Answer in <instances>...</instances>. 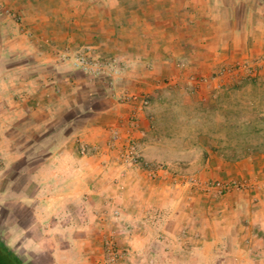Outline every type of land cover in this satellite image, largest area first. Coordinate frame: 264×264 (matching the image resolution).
I'll list each match as a JSON object with an SVG mask.
<instances>
[{
	"label": "rangeland",
	"instance_id": "374dc122",
	"mask_svg": "<svg viewBox=\"0 0 264 264\" xmlns=\"http://www.w3.org/2000/svg\"><path fill=\"white\" fill-rule=\"evenodd\" d=\"M51 1L46 9L57 6ZM83 3L87 4V0ZM3 10H0L1 242L6 245L10 237H22L11 230L16 224L25 226L31 216L27 195L37 204L43 197L38 185L40 178L33 174L53 143L69 138L79 141L85 127L97 121L110 124L99 117L109 105L127 104L134 108L126 107L119 122L107 126L105 148L115 154L114 173L139 168L150 186L159 184L168 189L171 197L186 188L195 209L201 213L197 224L202 225V233H196L192 226L168 230L165 219L149 223L136 242L134 239L124 242L123 212L119 207L113 208L106 217L112 223L108 238L98 244L103 255L98 264H249L232 255L239 256L245 246L235 242L232 229L223 236V223L218 220L228 199L240 192L254 193L251 191L264 185V56L253 64L222 67L207 78L197 77L193 83L174 84L173 79L155 82L154 86L161 89L149 87L151 93L135 95L136 85L130 79L133 74L145 73L147 68L123 66L119 50L91 40L88 28L93 19L85 9L78 15L65 13L63 18L43 23L51 34L32 38L43 47L29 53L25 20L18 15L8 19ZM110 25L108 22L106 26ZM140 111L147 121L144 127L139 121ZM137 129L143 132L137 134ZM143 141L154 146L151 149L154 161L143 158ZM132 143L145 167L130 165L121 157ZM89 147L80 143V156L98 151ZM118 185L120 182L115 181L112 198ZM129 185L133 196L140 197L136 182ZM140 216L141 213L137 217ZM146 216L154 219L158 212L149 209ZM60 217L84 218L81 212L69 210L61 212ZM138 229L141 230L138 225L133 226L127 234L139 235ZM260 262L264 264L261 260L253 261Z\"/></svg>",
	"mask_w": 264,
	"mask_h": 264
},
{
	"label": "crops",
	"instance_id": "0c3cea01",
	"mask_svg": "<svg viewBox=\"0 0 264 264\" xmlns=\"http://www.w3.org/2000/svg\"><path fill=\"white\" fill-rule=\"evenodd\" d=\"M53 1L57 6L49 10L46 5L51 0H0L4 17L12 19L18 15L25 20L27 53L43 47L32 38L51 34L43 23L63 18L65 13L78 15L85 9L93 19L88 28L91 40L119 50L123 66L147 68L145 73L133 74L130 79L136 85L135 95L151 93L149 87L161 89L154 86L155 82L173 79L174 84L193 83L197 77L207 78L222 67L244 62L253 64L264 56V0H87V4L84 0ZM108 22L110 26H106ZM126 107L134 108L127 104L109 105L99 116L110 122L109 125L97 121L85 127L79 141L73 138L55 141L36 167L33 175L40 178L38 185L43 197L37 204L27 195L31 216L25 226L16 224L11 230L22 237H10L5 242L24 264H98L103 257L98 244L107 240L112 226L106 217L117 207L123 212L124 242L129 239L136 242L149 223L165 219L168 230L192 226L196 233H202V225L197 224L201 213L195 209L186 188L171 197L168 189L159 184L150 186L139 168L114 173L115 154L105 148L107 126L119 122ZM138 117L144 127L147 122L144 113L138 112ZM135 132L140 134L143 130ZM80 143L98 151L80 156ZM152 148L151 143L143 141L141 154L145 161L156 159ZM115 181L121 185L112 198ZM131 182H136L140 197L133 196ZM262 186L251 191L254 193L240 192L228 199L218 220L223 223V236L232 229L235 242L245 246L239 256L232 255L249 264L264 261ZM149 209L158 212V217H147ZM65 210L81 212L84 218L65 220L60 217ZM135 212L141 216L137 217ZM96 214L102 215L97 218ZM136 225L141 233L128 235V230Z\"/></svg>",
	"mask_w": 264,
	"mask_h": 264
},
{
	"label": "built area",
	"instance_id": "2783aa9c",
	"mask_svg": "<svg viewBox=\"0 0 264 264\" xmlns=\"http://www.w3.org/2000/svg\"><path fill=\"white\" fill-rule=\"evenodd\" d=\"M121 157L128 164L133 166L145 167V163L142 159V156L139 154L134 143L132 145H127L126 150L122 153Z\"/></svg>",
	"mask_w": 264,
	"mask_h": 264
},
{
	"label": "trees",
	"instance_id": "16d2710c",
	"mask_svg": "<svg viewBox=\"0 0 264 264\" xmlns=\"http://www.w3.org/2000/svg\"><path fill=\"white\" fill-rule=\"evenodd\" d=\"M0 264H22L19 258L6 245H4L1 242V240H0Z\"/></svg>",
	"mask_w": 264,
	"mask_h": 264
}]
</instances>
